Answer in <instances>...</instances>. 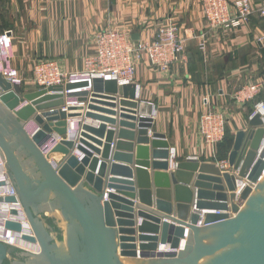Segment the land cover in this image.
I'll use <instances>...</instances> for the list:
<instances>
[{
  "label": "water",
  "instance_id": "water-1",
  "mask_svg": "<svg viewBox=\"0 0 264 264\" xmlns=\"http://www.w3.org/2000/svg\"><path fill=\"white\" fill-rule=\"evenodd\" d=\"M89 86L92 93L76 91ZM103 91L134 109L119 115L115 141L105 125L115 121L92 112L103 109L96 99L115 100ZM66 102L88 104L79 112L83 106ZM137 108L134 83L78 77L23 92L0 74V150L35 235L25 238L41 247L33 254L0 241V264H264V116L235 133L223 169L171 158L165 135L149 136L153 119ZM53 153L63 157L56 163Z\"/></svg>",
  "mask_w": 264,
  "mask_h": 264
},
{
  "label": "crops",
  "instance_id": "crops-1",
  "mask_svg": "<svg viewBox=\"0 0 264 264\" xmlns=\"http://www.w3.org/2000/svg\"><path fill=\"white\" fill-rule=\"evenodd\" d=\"M251 1L264 7V0ZM169 21L180 26L182 35L190 30L207 31L201 0H0V30H12V63L21 73L22 83L18 86L23 92L38 89L31 72L33 61L51 58L65 72L79 71L83 58L95 53L94 36L99 30L119 28L131 38L137 35L134 40H144L150 39L159 25ZM206 37V52L198 49L194 41L187 40L184 61L168 71L151 67L144 58L136 63V99L141 102L143 111L137 108L135 112L152 117L149 136L153 132L164 134L173 150V159L192 157L217 163L223 159H217V148L212 155L211 148L203 143L198 134V120L208 107L224 110L229 117L227 130L232 143L235 133L247 128L248 115L255 102L238 106L232 94L242 86L264 80V41H257L264 38V16L253 14L236 30H214L207 32ZM80 90L92 93L91 86L76 91ZM98 94L115 96V100L96 99L95 106L103 109L92 111L115 121L105 123L107 129L113 128L115 141L120 129L119 115H130L134 109L120 107L122 96L119 94L105 91ZM87 104L66 102L65 106H83L79 112H84ZM104 110H113L115 114ZM73 120L77 118H68V124ZM84 122L91 127L100 123L91 117ZM137 136L135 131L130 163L133 171ZM113 162L127 166L123 161ZM227 168L228 165L223 167ZM147 170L152 173L151 166ZM134 217L136 220L137 216Z\"/></svg>",
  "mask_w": 264,
  "mask_h": 264
},
{
  "label": "built area",
  "instance_id": "built-area-1",
  "mask_svg": "<svg viewBox=\"0 0 264 264\" xmlns=\"http://www.w3.org/2000/svg\"><path fill=\"white\" fill-rule=\"evenodd\" d=\"M201 9L207 21L206 32L196 33L190 30L188 34L182 35L180 26L174 21L159 25L153 36L144 40H134L128 32L119 28L99 30L94 36L95 53L83 58L81 70L65 72L60 69L55 59H39L32 62L33 80L38 88L73 82L78 77L90 83L93 78H102L115 80L118 85H129L134 83L135 65L139 60L144 58L151 67L168 71L175 64L184 61L187 40L194 41L198 49L206 52L207 32L233 31L246 23L253 14L264 16V7L254 5L251 0H201ZM257 41L260 43L264 38H258ZM12 46V30L0 32V74L9 83L19 85L22 83V77L12 63ZM262 93L264 80L242 86L232 94V100L238 106L254 101L248 119L256 113L263 119L264 97L257 100ZM204 102L208 103V100L204 99ZM228 120V114L224 110L212 106L199 117L198 134L203 143L211 148L212 155H215L217 145L224 139ZM261 147H264V139ZM173 154V150L170 149L171 158ZM217 164L222 168L228 165L226 159L218 161ZM242 183H238V188L244 186ZM8 197L13 200H5ZM8 221L18 223L20 229L7 228L5 224ZM25 236L35 237L0 150V241L38 254L41 250L39 243L30 241Z\"/></svg>",
  "mask_w": 264,
  "mask_h": 264
},
{
  "label": "trees",
  "instance_id": "trees-1",
  "mask_svg": "<svg viewBox=\"0 0 264 264\" xmlns=\"http://www.w3.org/2000/svg\"><path fill=\"white\" fill-rule=\"evenodd\" d=\"M10 29V28H8ZM6 30V29H5ZM3 30H0V32H2ZM264 52V50H263ZM264 97V93H262L261 95H259L257 97V99L263 98ZM232 145V138L228 135V130L226 127V132H225V136L224 139L222 140L221 143H219L217 145V159H226L227 155L229 153V150L231 148Z\"/></svg>",
  "mask_w": 264,
  "mask_h": 264
},
{
  "label": "bare ground",
  "instance_id": "bare-ground-1",
  "mask_svg": "<svg viewBox=\"0 0 264 264\" xmlns=\"http://www.w3.org/2000/svg\"><path fill=\"white\" fill-rule=\"evenodd\" d=\"M74 131V129L72 128V123H71V125H70V129H69V134H70V136H75L73 133ZM63 157V155L62 154H60V153H53V154H51L50 155V159L52 160V161H55L56 163L59 161V160H61V158Z\"/></svg>",
  "mask_w": 264,
  "mask_h": 264
},
{
  "label": "rangeland",
  "instance_id": "rangeland-1",
  "mask_svg": "<svg viewBox=\"0 0 264 264\" xmlns=\"http://www.w3.org/2000/svg\"><path fill=\"white\" fill-rule=\"evenodd\" d=\"M32 72V71H31ZM223 160H225V159H223Z\"/></svg>",
  "mask_w": 264,
  "mask_h": 264
}]
</instances>
